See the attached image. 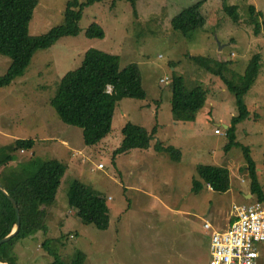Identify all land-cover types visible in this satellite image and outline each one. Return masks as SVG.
Masks as SVG:
<instances>
[{
  "label": "rangeland",
  "instance_id": "1",
  "mask_svg": "<svg viewBox=\"0 0 264 264\" xmlns=\"http://www.w3.org/2000/svg\"><path fill=\"white\" fill-rule=\"evenodd\" d=\"M68 1L39 0L30 33L41 35L64 25ZM225 7L237 8V22ZM252 7L262 15L259 32ZM189 11L200 14V25L188 33L174 30L172 19ZM91 23L101 25L102 38L87 35ZM79 27V34L38 50L22 76L0 87V148L13 156L1 172L20 170L34 159L65 168L55 203L32 216L37 232L21 242L19 264H45L54 253L70 262L78 251L84 254L83 264H210L215 227L225 224L234 205L256 200L246 198L251 178L244 147H249L264 184V0H139L135 7L126 1L114 7L98 2L84 10ZM89 48L119 55L121 68L137 62L147 91L145 99L118 101L112 132L94 146H86L83 130L63 123L51 104L62 77L81 66ZM254 54L261 59L258 77L245 94L251 117L238 125L241 147L226 151L225 126L238 113L236 97L222 77L193 57L228 61L232 76L233 71L244 73ZM10 63L0 54V75ZM172 75L183 76L189 86L204 83L207 100L194 122L173 120ZM162 76L169 80L160 82ZM127 123L150 132L155 128L151 147L114 157ZM18 140H33V149H18ZM156 145L174 148L180 160L155 151ZM199 164L226 167L230 190L220 194L208 188L198 176ZM75 180L104 195L106 230L83 224L70 208L68 190ZM195 180L202 184L198 193L193 191Z\"/></svg>",
  "mask_w": 264,
  "mask_h": 264
},
{
  "label": "trees",
  "instance_id": "2",
  "mask_svg": "<svg viewBox=\"0 0 264 264\" xmlns=\"http://www.w3.org/2000/svg\"><path fill=\"white\" fill-rule=\"evenodd\" d=\"M117 1H126L135 7L139 0H86L85 2L69 0L64 25L55 26L41 35H32L29 26L39 0H0V54L11 59L6 72L0 75V87L10 85L22 76L38 50L49 48L63 36L79 34V21L85 9L98 2H110L114 7ZM224 10L230 14L233 21H238L236 7H225ZM250 11L256 31L259 32L261 24L258 18L262 15L260 12L256 13L253 7ZM201 21L200 14L189 11L172 19L171 25L174 30L188 33L199 26ZM87 35L102 38L104 32L100 24L91 23ZM193 58L208 71L222 77L227 88L234 93L238 113L227 129L229 142L225 149L228 151L236 146L241 147V143L237 141V128L251 117L245 94L258 77L261 56L254 54L244 73L238 74L233 71L232 76L228 74V61H218L210 56ZM169 81L173 120L194 122L197 113L204 108L207 100L204 83L199 80L189 86L181 75H172ZM127 97L137 99L147 97L139 64L130 62L121 68L119 55L89 48L81 66L68 71L62 77L58 92L51 99V104L63 123L83 130L86 146H94L112 132L118 101ZM155 132V128L150 132L144 127L127 123L122 129V144L114 152V157L133 150H148ZM17 145L18 149L31 150L34 141L18 140ZM154 149L169 154L171 160H180V153L178 151L176 153L172 147L156 145ZM244 151L251 178V194L256 198L255 201L264 203V184L259 179L256 162L251 156L249 147H244ZM12 160L13 156L0 148V182L16 198L21 214L19 233L10 242L0 246V262L19 264L21 242L37 232L32 216L42 206L55 203L65 168L56 162L34 159L20 170L1 172ZM196 169L200 179L215 192L225 194L230 190V172L226 167L199 164ZM201 188L202 184L195 180L193 191L198 193ZM68 203L70 208L77 211V216L83 224L92 225L101 231L109 227V210L104 195L94 193L80 180H75L70 185ZM16 222L15 207L0 191V240L12 232ZM48 245L46 241L43 247L46 248ZM83 261L84 254L78 251L70 262L54 253L53 260L45 264H83Z\"/></svg>",
  "mask_w": 264,
  "mask_h": 264
},
{
  "label": "built area",
  "instance_id": "3",
  "mask_svg": "<svg viewBox=\"0 0 264 264\" xmlns=\"http://www.w3.org/2000/svg\"><path fill=\"white\" fill-rule=\"evenodd\" d=\"M160 82H167L162 76ZM221 134V130H217ZM230 222L212 235L210 264H260L264 245V203L234 205ZM207 228H212L207 225Z\"/></svg>",
  "mask_w": 264,
  "mask_h": 264
},
{
  "label": "water",
  "instance_id": "4",
  "mask_svg": "<svg viewBox=\"0 0 264 264\" xmlns=\"http://www.w3.org/2000/svg\"><path fill=\"white\" fill-rule=\"evenodd\" d=\"M0 191L8 198V200L12 203L13 207H15L16 212H17L16 226H15V228H13L12 232L7 237L0 240V246H1L5 243L10 242L19 233L20 228H21V214H20V210H19L16 198L13 197L9 193L8 189L6 188V186L2 182H0Z\"/></svg>",
  "mask_w": 264,
  "mask_h": 264
},
{
  "label": "crops",
  "instance_id": "5",
  "mask_svg": "<svg viewBox=\"0 0 264 264\" xmlns=\"http://www.w3.org/2000/svg\"><path fill=\"white\" fill-rule=\"evenodd\" d=\"M259 119V118H258ZM227 129L229 128L228 126H225ZM64 143H66L67 144V142L65 141V139H63L62 140ZM81 153V152H80ZM83 163L84 162H81V166H80V171L83 173L84 172V165H83ZM85 186V185H84ZM208 188H210L211 190H213V188L211 187V186H208ZM214 191V190H213ZM253 195L251 194V192L250 193H248L247 195H246V198H248V200H253ZM254 202V201H253ZM252 202V203H253ZM244 204H251V203H244ZM239 205V204H238ZM241 205H243V204H241ZM230 212H231V210H230ZM225 215V214H224ZM225 217V219H226V221H225V224H222L221 223V225L220 226H216L215 227V230H223L224 228H226L227 227V225L229 224V222H230V219H231V216H230V213L228 214V215H225L224 216ZM207 225H211V224H207ZM206 225V226H207ZM207 228V227H206ZM212 228H214V227H212ZM214 230V231H215ZM212 238V237H211ZM211 245H212V240H211ZM263 248H264V245H262L261 246V256H260V258H259V263L260 264H263L264 263V250H263ZM212 250V249H211ZM210 259H211V257H210Z\"/></svg>",
  "mask_w": 264,
  "mask_h": 264
},
{
  "label": "bare ground",
  "instance_id": "6",
  "mask_svg": "<svg viewBox=\"0 0 264 264\" xmlns=\"http://www.w3.org/2000/svg\"><path fill=\"white\" fill-rule=\"evenodd\" d=\"M0 264H7V263H2V262H0Z\"/></svg>",
  "mask_w": 264,
  "mask_h": 264
}]
</instances>
